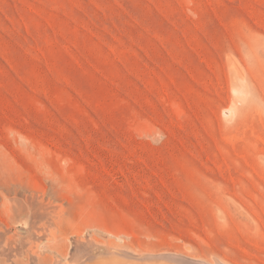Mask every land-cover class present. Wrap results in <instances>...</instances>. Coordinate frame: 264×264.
Instances as JSON below:
<instances>
[{
  "label": "rangeland",
  "instance_id": "1",
  "mask_svg": "<svg viewBox=\"0 0 264 264\" xmlns=\"http://www.w3.org/2000/svg\"><path fill=\"white\" fill-rule=\"evenodd\" d=\"M89 245L264 264V0H0V264Z\"/></svg>",
  "mask_w": 264,
  "mask_h": 264
},
{
  "label": "bare ground",
  "instance_id": "2",
  "mask_svg": "<svg viewBox=\"0 0 264 264\" xmlns=\"http://www.w3.org/2000/svg\"><path fill=\"white\" fill-rule=\"evenodd\" d=\"M230 62L232 63L234 69L236 70V73L238 74V77L240 78L239 80L243 79L242 70H241V67H240L239 63L237 62V60L230 57ZM235 86H234L233 92L235 91L236 94H245L246 93V90L243 87L242 83L237 84ZM234 111H235L234 107H228L225 109L224 112L227 115V117L228 116L231 117L230 115L234 114ZM77 251L79 252L78 257L71 258L70 262H67V264H174L173 262L175 260L179 261V259H180V258L174 259L173 254H171L173 257L168 256L165 258L154 257L151 254H150L151 256H148V254H147V256H143L145 254L137 255V256L136 255L135 256L134 255L123 256L120 254V252L118 250H115V249L110 250L109 248H107L105 246H95V245L94 246H92V245L85 246L83 248L78 249ZM29 254H31V253H29ZM33 257L34 256L31 257L32 262L34 264H39L38 261L35 262V260H34V259H36V257L34 259H33ZM31 258H29V260ZM175 258H176V256H175ZM177 258H178V256H177ZM171 260H173V261H171ZM191 261H192V259H191ZM191 261H190V263H187V264H206L207 263V262H204L202 260L197 261L196 259L193 262H191ZM217 262H218V264H222V262H219V259ZM52 264H54V263H52ZM55 264H62V263L59 261H56ZM214 264H217V263H214Z\"/></svg>",
  "mask_w": 264,
  "mask_h": 264
}]
</instances>
